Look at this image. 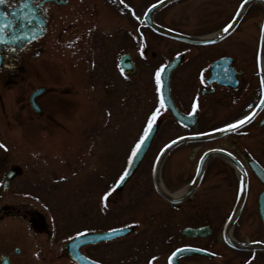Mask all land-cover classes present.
<instances>
[{
	"label": "rangeland",
	"instance_id": "374dc122",
	"mask_svg": "<svg viewBox=\"0 0 264 264\" xmlns=\"http://www.w3.org/2000/svg\"><path fill=\"white\" fill-rule=\"evenodd\" d=\"M237 2L187 0L173 7L174 19L189 25H196L200 19L223 22L229 19L232 11L224 13L214 5H231L233 10ZM208 7L210 11H202ZM263 12L261 4H254L246 19L260 24ZM91 13L96 14V11H88ZM107 13H100L103 19ZM117 14L114 12L115 18ZM65 24L59 25L62 27L58 32L66 27ZM247 26L243 27V33L249 30ZM177 29L194 30L181 23ZM50 30L57 28L53 26ZM75 31L76 28L64 35L68 40L65 46H61L57 38H46L40 56L32 59L33 63L25 61L23 64L21 77L9 82L0 80V144L4 145L0 147V202L26 213L32 208L41 211L47 228L57 234L50 232L51 240L43 242L42 237L35 233L28 235L32 232L23 221L2 217V252L15 246L34 247L38 243L58 245L63 239L69 241L87 233L134 226V231L126 237L107 245L101 243L99 259H109L113 264H167L168 256L184 242L181 236L176 239L175 226L180 233L185 226L208 224L213 228L211 237L193 243L212 249L217 256L215 260L210 263L191 258L192 262L184 259L180 264H232L235 256L237 264H264V252L249 261L251 252L242 255L230 252L221 240L223 225L237 201L240 186L237 173L217 165L214 160L208 163L205 179L198 191L190 200L186 199L189 202L182 206L177 222L172 221L177 213L157 195L152 177L161 149L183 133L172 122H167L162 133L156 136L151 151L124 189L115 192V185L125 171L133 149L144 135L149 112L155 105L153 93H144L138 86L123 87L126 82L114 69L122 49L111 54L107 52V43L98 38L95 43L89 40L88 47L84 40L76 47L73 43ZM123 37L119 36V39ZM33 68L36 70L32 71ZM138 79L134 81L138 83ZM71 85L74 87L70 91L62 92L61 88H71ZM38 87H56L57 96L53 100L60 103H53L52 114L55 116L52 122L40 117L30 119L29 111L23 107L31 91ZM75 87L84 89L83 96L76 92ZM47 97L40 99L46 106L52 103L45 102ZM256 143L248 140L246 145L256 147ZM203 145L186 143L165 157L160 167V180L169 193L185 189L193 174V157L212 146ZM10 169L17 171L18 176L4 191V174ZM97 178L99 182L95 183ZM111 189L114 193L109 194V200L105 201L104 197ZM262 189L251 181L246 203L232 232V237L239 242L264 243V226L257 205ZM93 212L98 213V219H91ZM62 222L66 224L65 229L62 227L63 232L59 228ZM89 229L95 231H87ZM62 233L64 236H59Z\"/></svg>",
	"mask_w": 264,
	"mask_h": 264
},
{
	"label": "flooded vegetation",
	"instance_id": "af4514ba",
	"mask_svg": "<svg viewBox=\"0 0 264 264\" xmlns=\"http://www.w3.org/2000/svg\"><path fill=\"white\" fill-rule=\"evenodd\" d=\"M165 1L167 0H6L5 4H0V22L2 25H7L4 30L5 35L9 40L14 35H20V27H25L28 29L30 40L23 42L21 38L0 45V80L9 82L8 80L17 76L18 78L21 77L24 73L23 64L25 61L33 63L31 60L40 56L43 50L42 43L46 38H54L55 40L57 38L61 46H65L68 40H65L64 35L76 28V36L73 40L76 47L79 43H83L82 40L88 47L89 40L91 43H95L96 38H98L99 41L107 43V52L111 54L117 49H122V52L117 55L114 69L119 71L127 83H123V87L138 86L144 93L147 91L153 93L155 105L149 112V117L159 109V114L154 123L158 125L156 136L162 133L161 131L167 122L176 124L183 131L180 136L173 139L174 141L180 138H193L220 132L228 129L229 124H237L246 115L250 118L242 126H238L236 131L224 137L209 138L198 142L188 141L182 144L188 143L191 146L197 144L212 145L198 156L193 157L195 160L193 174L188 180V184L196 178L204 155L211 153L205 162L200 186L205 179L208 163L210 160H214L217 165L228 170L231 169L236 172L243 169L247 173L249 187H251V181H254L258 186L264 188V183L261 180L264 178V14L260 24H257V21L246 19L254 4H261L264 11V2L246 5L238 18L237 15L246 0H238L233 10L230 8L231 5H214L224 13L226 10H231L229 19L223 22L213 19H200L196 25L193 23L189 25L185 21L180 22L174 19L176 14L173 10V7H178V4L187 0H172L164 3ZM25 4L28 6L25 7ZM209 6L212 5L209 4ZM90 10H95L96 14H88ZM103 11L108 12L105 19L100 14ZM202 11H210V9L208 7ZM114 12L118 13V17H114ZM62 22H66V27L61 28L58 32V28L62 27H59ZM179 23L191 26L194 30L191 32L178 30L177 25ZM233 23L234 27L230 31ZM53 26L57 30L51 31L50 28ZM245 26L249 30L243 33ZM157 28L184 35L193 40L202 39L208 43L180 42L162 35ZM225 28L228 29L226 34H224ZM119 36L123 38L119 39ZM116 42H118L117 45ZM44 45H46V41ZM122 58H124V67L128 68L129 65L127 72L123 71ZM174 59H178V65L170 73L169 92L180 114L190 118V121L187 119L188 123L193 121L192 127L182 125L170 110L164 105L161 107L162 79L159 91H157L156 72L162 67L165 69ZM34 70L36 68L32 69V71ZM137 78H139L138 83L134 81ZM73 85L71 88H61L62 92L70 91L74 87ZM75 88L76 92L83 96L84 89ZM36 91H41V94L31 98ZM56 92V87L33 89L28 96V101L23 106L29 111V118L34 120L40 117L46 122L54 121L53 103L55 101L60 103L59 100H53L57 96ZM46 96L48 97L45 102H52L48 106L40 102V99ZM62 99L64 100V97ZM248 140L253 144L257 142L256 147L247 146ZM219 142L223 145H218ZM179 148L181 147L175 149ZM248 162L252 163L253 168H250ZM96 171H98L97 166ZM98 182L99 178L95 180V183ZM112 193H114L113 189L104 197V200L108 201L109 194ZM189 200H185L179 206H173L177 214L174 215L172 221L177 222L178 213ZM97 216L98 213L93 212L91 219H98ZM2 217H11L17 221H23L25 226L31 229L28 228L32 232L28 235L35 233V235L42 237L43 242L51 240V229L47 228L45 215L35 208L26 213L8 205V203L1 204L0 221ZM63 226L65 229L66 224L62 222L59 227L61 232H63ZM186 227L194 226H185L184 228ZM184 228L179 233L175 226L176 239L181 236L184 242L177 245L174 250L191 246L214 252L202 244L193 243L206 241L211 236L190 239L182 234ZM87 231L95 230L89 229ZM64 234H59V236H64ZM69 241L63 239L58 245L38 243L34 247L15 246L4 252L0 247V264H67L66 262L68 264H80L72 257L74 249L68 245ZM112 242L103 244L107 245ZM209 243L210 240L207 245ZM103 244H87L79 247L77 252L100 264H113L109 259H99L98 247ZM229 250L239 255L243 254V252ZM191 258L208 260L210 263L214 261L204 257H186L180 262L184 259H189L192 262ZM4 259L6 263H3ZM225 262L224 260L223 263ZM237 262L235 256V261L232 264H237Z\"/></svg>",
	"mask_w": 264,
	"mask_h": 264
},
{
	"label": "water",
	"instance_id": "95a60500",
	"mask_svg": "<svg viewBox=\"0 0 264 264\" xmlns=\"http://www.w3.org/2000/svg\"><path fill=\"white\" fill-rule=\"evenodd\" d=\"M168 1H172V0H167L165 2ZM257 1V0H247L244 2L241 10L239 11L238 16L241 14L242 10L245 8L246 5ZM164 2V3H165ZM234 27V23L232 24V26L230 27V31L233 29ZM159 30L160 33H162L164 36L170 37L172 39H176L179 41H183V42H188V43H195V44H206L208 43L207 41H203V40H193V39H189L188 37L179 35V34H175L166 30H163L161 28H157ZM4 38V37H3ZM5 39V38H4ZM26 42V41H23ZM0 43H2V36L0 34ZM177 61H173L171 63V65L169 67H167V69L163 72V74L165 75L166 78H168L171 69L175 66V64ZM122 67L124 70H126L127 68L124 67L123 65V61H122ZM129 68V65H128ZM127 72V70H126ZM163 102L164 105L170 109L173 113V115L175 117L178 118V120L182 123V124H186V119L184 116H181L178 111L176 110L172 99L170 97L169 94V88H168V84L167 86H165V88H163ZM180 115V116H179ZM185 119V120H184ZM158 130V126L157 125H153V129L150 132L149 137L146 139L145 143L141 146L138 155H136L135 157H133V159L131 160V163L129 164L128 169L126 170L127 172V176H125V179L123 181L120 180L117 188L118 189H122L124 187V185L129 181V179L134 175V173L137 171V169L139 168L141 162L143 161L146 153L148 152L150 145L156 135V132ZM227 134L226 132L224 133H217V134H212V135H203V136H198V137H194L191 138L194 141H203L206 140L208 138H219L222 137L223 135ZM189 139V138H188ZM187 140L186 138L183 139H179L173 143H171L170 145H168L159 155L155 167H154V171H153V181H154V186H155V190L157 192V194L162 197L164 200H166L168 203L171 204H179L181 203L183 200H185L186 198H189L190 196H192L194 194V192L198 189V180H199V176L201 174L202 171V166L204 165V162L206 161L207 157L211 154L208 153L207 155H205V157L203 158V160L201 161L200 164V169L198 171V175L195 179V181L192 183V185L189 187L188 191L182 195L181 197L178 198H174L173 195L169 192H167L160 184V180H159V170H160V165L162 162L163 157L175 146H177L179 143L183 142ZM252 164L250 163V166ZM17 173V171H15L14 169H11L9 172L6 173L5 177H6V183L4 185V190L6 191L8 189L9 186V181L14 177V175ZM247 180H246V176L244 175V186L242 188L241 194L239 196V199L237 201V204L226 224V228H225V241L226 243L231 246L234 247L235 249H247V248H259V249H263L264 250V245L261 243H256L253 245H245V244H239V243H234L232 242V240L229 237V230L230 227L232 225V223L234 222V220L236 219V217L238 216L241 208L243 207L245 200H246V196H247ZM259 213L261 216V219L264 223V191L260 194L259 196ZM131 231V228H126V229H119V230H114L111 232H106V233H100V234H88V235H84V236H80L77 237L76 239H74L73 241H71L69 243L70 248L72 247L73 253H72V257L77 260L80 264H96L90 260H88L87 258H84V256H82L81 254H79V247L85 244H91V243H99L102 241H106V240H112V239H116L119 237H122L126 234H128ZM183 234L187 237L190 238H194V237H206L208 235L211 234V229L209 227H202V228H186L183 231ZM187 255H202V256H206V257H210L213 258V255L203 251V250H199V249H195V248H181L179 250H177L175 252V255H172L169 260H168V264H178V259L180 257L183 256H187Z\"/></svg>",
	"mask_w": 264,
	"mask_h": 264
},
{
	"label": "snow or ice",
	"instance_id": "6c2138e0",
	"mask_svg": "<svg viewBox=\"0 0 264 264\" xmlns=\"http://www.w3.org/2000/svg\"><path fill=\"white\" fill-rule=\"evenodd\" d=\"M6 0H0V4H5ZM28 5L25 4V7H27ZM7 25H2L0 26V32L3 31L4 28H6ZM225 32L228 31L227 28L224 29ZM164 71V68H160L157 72H156V83H157V91H159V86H160V82H161V73ZM161 107H163V100H161ZM159 114V109H157L152 116L149 118L148 120V124L147 127L144 131V135L140 138V141L136 144L135 148L132 151V156L135 157L136 155H138L139 150L141 148V146L145 143L146 139L149 137L150 132L153 129V125L156 121L157 115ZM250 118L246 115L245 118L243 120L238 121L237 124H229L228 125V129L232 130V131H236L238 126H242L246 121H248ZM0 147H4V145L0 144ZM131 163V161L129 162ZM125 176H127V172L124 173V175H122L120 177V180L123 181L125 179ZM173 255H175V253H173Z\"/></svg>",
	"mask_w": 264,
	"mask_h": 264
},
{
	"label": "bare ground",
	"instance_id": "6f19581e",
	"mask_svg": "<svg viewBox=\"0 0 264 264\" xmlns=\"http://www.w3.org/2000/svg\"><path fill=\"white\" fill-rule=\"evenodd\" d=\"M236 173H237V176H239V173L238 172H236ZM188 189H189V187L187 186V187H185V189H183V190H181V191H179L177 193H174L172 195H173L174 198L181 197L182 195H184L188 191ZM230 233H231V231H230Z\"/></svg>",
	"mask_w": 264,
	"mask_h": 264
}]
</instances>
